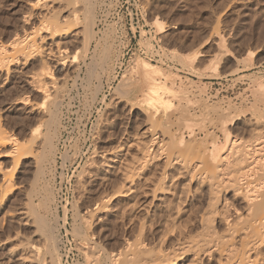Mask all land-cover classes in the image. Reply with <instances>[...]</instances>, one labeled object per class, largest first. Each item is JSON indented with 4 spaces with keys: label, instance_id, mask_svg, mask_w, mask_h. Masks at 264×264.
<instances>
[{
    "label": "rangeland",
    "instance_id": "1",
    "mask_svg": "<svg viewBox=\"0 0 264 264\" xmlns=\"http://www.w3.org/2000/svg\"><path fill=\"white\" fill-rule=\"evenodd\" d=\"M29 1L31 0H0V44L5 43L3 45H6L5 50L0 48L3 49L0 51V57L5 59V63L9 62L5 65L3 61L2 64L5 67L0 70V126L10 133L16 134L25 143L33 139L32 130L35 126H40L42 132H47L48 129L55 130V132L53 131V138L55 139L52 138L54 140L52 141L56 146L55 149L58 150H54L53 154L49 150L45 152L46 156L42 163L44 170L41 171L42 177L40 176V182L32 183V185L31 181H33L36 171V163H34L33 157L20 158L19 160H14L15 158L9 156L0 157V191L2 193H0V198H4L0 205V264H114L115 261L111 259V254L123 249L126 240L133 241L140 237L142 243L145 242L147 247H153L157 235L163 230H161L163 228L161 222L171 211L158 201L157 207L155 206L153 209L157 212L153 211L150 218L142 211L144 209L137 207L134 210L130 207L135 200L146 203L147 196L144 195L143 188L145 191L150 190L152 185H150L151 183L143 184V181L140 180H144L143 178L147 176H151V178L153 176L155 182L157 177L156 163L148 165L141 173L143 175L137 180L138 183L136 184L140 185L141 191L131 193V195L121 194L122 192L119 191L122 189L126 193L127 187L125 185L128 186V184L124 182L121 175L125 171L127 162H130L127 160L132 161V157L135 155V146L132 145H135V135L137 136L143 123L142 111L136 104L133 105L136 101L132 100L133 94L128 90L122 92L118 89L119 81L123 75L130 74L136 58L146 59L153 64L160 65L168 74L173 72L172 77L168 80V85L169 87L174 85L179 89L178 100L181 98L183 102L185 99L187 100L186 97L190 99V110L185 111L186 114L188 113L186 115L188 120H174V118L173 129L187 131L185 122L191 123L196 129L202 125H207L209 117L206 118L208 113L205 111L208 110L206 107L204 108L205 105H199L198 102L200 101L198 100L205 99L208 103L222 100L225 101L224 105L222 104L224 107L230 104L231 109H237L236 111L231 110L232 112L235 111L231 114L234 117L230 125L232 135L234 134L233 136L238 140L240 138L241 143L245 141V144L242 143L244 145L254 144L253 139H256L255 136L257 135L252 133V128L248 123L246 125V121L254 115L264 122V0H49L46 2L47 4L44 3L45 5H43L49 6L51 9L43 8V5L40 4V7L36 9L37 17L27 19L30 12ZM74 10L76 11L74 12ZM84 10L89 13L86 16L87 19L83 15ZM73 12L78 15L79 19L76 20L71 15ZM156 19L163 21V32L156 29L154 24ZM85 22L89 23L90 26L92 25L93 29L91 28V30L97 32L93 31L95 38L91 37L89 41H87V37L93 33L91 34L90 27ZM44 23H51L52 26L62 29L60 35L56 37V42L48 38V33L42 27L45 25ZM32 26H36L38 31H41L37 39L38 46L35 48L36 50L34 49L35 53L28 56L25 53L23 55L21 51L19 53L15 51V55L12 56L14 53L12 54L11 51L14 52V49L6 43L8 40L10 42L14 35H20L22 40L25 39ZM39 27L43 29L40 30ZM66 27L67 30H65ZM85 27L86 29L89 27L90 33L88 34H91L90 36L85 33L86 31L84 32ZM76 30L79 32L78 40L76 36H73V32ZM88 30L87 32H89ZM43 37L46 38V42L45 40L41 41ZM93 38L94 40H91ZM145 40H148L147 43L144 42ZM86 42H90V44L87 43L86 45ZM97 42H100L99 45ZM39 46L40 48H38ZM220 48L223 50L221 51ZM102 49L105 51L112 49L113 57L110 66H107V59L103 57L105 51ZM48 50H50L49 52L52 50V55L46 52ZM173 51L177 54L182 53V56L192 55L196 51L200 53L191 65L187 62L183 63L178 57L176 58ZM6 52L10 55H5ZM253 52L254 54H252ZM47 54L50 55V58ZM3 55L4 57H2ZM54 56L66 60V69H64L65 67L63 69L58 67ZM79 56L85 58L81 59ZM11 57L14 60L10 61ZM100 63L103 64V67L100 66ZM43 67H48L56 76H60L55 89L57 93L59 92L58 95L55 94V102L53 98L42 99L43 95L33 89L26 81L27 78H30L31 72L40 73ZM93 68L96 69L93 70ZM124 69H128L129 74ZM55 90H53L52 95L56 93ZM168 91L169 89H166V92ZM200 96L203 98L200 99ZM57 104L58 107H55ZM203 112L205 113L204 116ZM208 112L210 113L208 116H211L212 111ZM55 115L57 116L54 124L56 129L49 126L46 121L53 116L56 117ZM192 117H195L194 120L191 119ZM130 142L133 144H129ZM8 148L10 145H6V148L0 147L2 150ZM34 149L36 152L37 148ZM37 150L36 153L39 152L41 155L42 147L38 146ZM112 152L117 153L114 166L106 161ZM49 156L55 159L54 165ZM17 162L18 164H16ZM101 162L102 164H100ZM104 162L106 166H103ZM117 166H119V170ZM7 167H13L11 174L14 187L12 189L3 188V186L6 187L3 185V172ZM43 171L45 175H43ZM61 176L63 177L61 178ZM37 184H40L39 187ZM42 187L45 189L43 188L41 191ZM40 195H47L46 198L44 196L45 200H48L46 201L47 205L45 204L41 209L46 215L48 225L53 224V226H48V236L39 231L33 216L31 217L32 220H27L25 218L27 214L25 215L21 211L24 209L28 211L27 207L32 210L34 203H39ZM164 195L169 203L172 199L171 194L166 193ZM107 196L108 198L111 196L110 202L113 205L111 208H115L111 209V212L95 214L90 219L86 218L85 220L84 218L81 231H84V235L87 232V238L82 234L79 235L75 232V235L72 233L73 223L75 219H78V214H85L88 207L95 206L96 202ZM182 198V202L180 201V207H183L181 208V210L183 209L181 222L189 217V219L195 218L194 216L199 210L201 211L205 202V197L201 192L186 198L182 196ZM25 203H28L27 207H25ZM118 208L121 209L118 210ZM32 211L28 212L31 213ZM10 212H12V216L9 214ZM191 212L195 213L191 214ZM142 217L149 218L144 221L147 228L144 226L143 232L138 233L140 230L138 220L144 219ZM45 242H49L48 246ZM50 244L53 246L51 247ZM45 245L51 251L45 250ZM37 246L40 247L38 257L34 253H30L34 247L39 248ZM93 249L97 251L95 252ZM50 252L55 257L50 258L52 257ZM30 254L37 258H33L34 260L31 258L30 261ZM91 254L93 256L98 255V257H93ZM23 256L26 258L25 260H23ZM207 261L204 260L202 264H214L213 261Z\"/></svg>",
    "mask_w": 264,
    "mask_h": 264
},
{
    "label": "bare ground",
    "instance_id": "2",
    "mask_svg": "<svg viewBox=\"0 0 264 264\" xmlns=\"http://www.w3.org/2000/svg\"><path fill=\"white\" fill-rule=\"evenodd\" d=\"M48 1L49 0H31V1H29L30 2L29 3L30 12L28 14L27 19L28 18L33 19L34 17H37L36 14L38 12H36V9L38 7H40V4L43 5L44 3L48 2ZM52 1H54V0H52ZM100 4H101V2H100ZM44 5H43V8L46 7ZM46 8H50V7L48 6ZM45 11H44V13H45ZM75 11L76 10H74V12ZM74 12L71 13V15L74 16L76 20L79 19L78 15L74 14ZM77 12H79V11H77ZM44 13H43V15H44ZM49 13L52 14L51 12H49ZM87 13L88 12L84 10L83 15L85 16L86 19H87V17H86ZM48 18H49V16H48ZM85 23L87 26L89 25V27H90V28L87 27V29L85 27V30H84V32L86 31L85 33L88 34V33H90L91 28L93 29V27H91L92 25L90 26L89 23H87V22H85ZM44 24L45 25H43L42 27H44L45 32L48 33V35L47 34L46 35L48 36L49 39L56 42V37H58L60 35V33H61L60 30H62V29H60V28L58 29L56 26H52L51 23H48V24L44 23ZM154 24L157 27L156 29L159 30V32H163V29H164L163 21L156 19L154 21ZM33 25H35V24H33ZM88 28L90 30H88ZM42 29L40 28V30H42ZM65 30H67V27L65 28ZM87 30L89 32H87ZM27 31H26V33H27ZM64 31H62V32H64ZM93 31L94 30H91V34L93 33ZM40 32L38 31V28H36V26L35 27L32 26L30 28L29 32L27 33V35L26 36L24 35L26 38L23 40H22V38H20V35L19 36L14 35V33H13L12 36L13 35L14 36L12 37V39L10 38L11 39L10 42L8 40V43H6L7 45L10 44L11 47L14 49V52L9 50L12 52V54L14 53L12 56L15 55V51H16V53H19L21 51V53H23V55L25 53L28 56L31 54H34L35 50H36L35 48H37V46H38L37 45V41H38L37 39H38V36L41 34ZM65 32H67V31H65ZM65 32H64V34H66ZM73 33H74L73 36L74 37L76 36V39H77V35L79 34V32L76 30V32H73ZM95 33H97V32H95ZM91 34H88V36H90ZM92 35L90 37H87V41H89V38L94 37L95 34L93 33ZM43 38L41 39V41L45 40V42H46V38H44V39ZM94 38L91 40H94ZM147 41L145 40L144 42L147 43ZM222 41H223V39L221 40V42ZM90 42L89 43L86 42L85 44L86 45H87V43L90 44ZM103 42H105V41H103ZM149 42H148V44H149ZM57 43H58V40H57ZM59 43H60V40H59ZM99 43L97 42V45H99ZM3 44H5V43H3ZM3 44L2 45L0 44L1 45L0 48H3L5 50L6 45L4 46ZM149 45H151V44H149ZM40 46L38 48H40ZM83 47L85 48L84 44H83ZM3 49L2 50L0 49V51H3ZM50 49H52V48H50ZM87 49H88V47H87ZM222 50L223 49H221V51ZM40 51H42V50H40ZM49 51L50 50H48L46 52L48 53ZM93 51L95 52L96 50H93ZM93 51H92V54H93ZM103 51H105V50H103ZM50 53L52 55V50H51V52H49V54ZM104 53L103 54L105 56H103V57H104V59H105V57L107 59V64H108L107 66H110L111 61H112V57H113L112 49L107 50ZM199 53H200L199 51H196L192 55L182 56L181 55L182 53L177 54L176 52L173 51V54L176 58L178 57L181 61H183V63L187 62L191 65L197 59V57L199 56ZM249 53H250V51H249ZM4 54L7 55L8 52H6ZM43 54H45V53H43ZM49 54H47V56ZM252 54H254V52ZM8 55H10V53ZM53 55H55V54H53ZM83 56H82V58H85ZM2 57H4V55ZM51 57H53V56H51ZM49 58H50V55H49ZM115 58H118V57H115ZM12 59L13 58L11 57L10 61H12ZM54 59L56 60L57 64L59 65L58 67L60 69H63L65 67L66 60L60 58L59 56L58 57L54 56ZM4 60H3V58L0 59V70L4 65V64H2V62ZM83 62L85 63V61H83ZM3 63H5V61ZM8 63H5V65ZM101 63H103V62L101 61ZM101 63H100V66L103 65V64L101 65ZM102 67H100V68H102ZM110 68H112V67H110ZM214 68L217 69L216 66H214ZM64 69H66V67ZM74 69H75V67H74ZM94 69H96V68H93V70ZM78 70L80 71V69H78ZM127 70H125V71H127ZM63 71H65V70H63ZM125 71H123V72L125 73ZM31 73L29 74L30 78H27L28 80H26L27 83L29 85H31L33 87V89H35L36 91H38L39 93H41L43 95L42 99L47 100V99L53 98V100L55 102L56 101L55 100L56 99L55 94L58 95V93H59V92L57 93V91L55 89L57 88V85L59 83L58 77H60V76H56L55 73L52 70H50L48 67H46V68L43 67L40 73H37V72L36 73L31 72ZM66 73H68V72H66ZM127 73H128V71H127ZM172 75H173V72H170L168 74L166 72V70L160 65L153 64L152 62H150L149 60H146V59L136 58L134 61V66H133L130 74L129 75H126V74L123 75L122 79L120 78L121 80L119 81V85L117 86L118 89H120L122 92L124 90L125 91L128 90L131 94H133L134 97L132 98V100H136L135 102L133 101L134 102L133 105L136 104L137 107L142 111V114H143V116H142L143 117L142 127L140 126L141 129L137 133V136L134 134L135 138L132 137V138H134V144L135 145H132V146H135V153H134L135 155H133L132 161L129 159L127 160L130 162H127L128 164H126L125 168L123 167L125 171L123 170L124 172L121 175V178L123 177L124 182H126L128 184V186L125 185V187H127V190L125 193V191L119 187L121 189L119 191L122 192L121 194H130V195H131V193H137V191L138 192L141 191L140 189H142V188L139 187L140 185L136 184V183H138L137 180L140 179V177L143 175V174L141 175V173L143 172V170L146 167H148V165L150 166L151 164L156 163L157 174L156 173L155 174L157 175V177H156L157 181L156 180H155V182L153 181L155 179V178H153V176H152V178H151V176L150 177L147 176L144 178L142 177L144 180H140V181H143V184L144 183H146V184L151 183L150 185H152L150 190L145 191L144 188H143L144 191L142 190L145 193V194L144 193L143 194L145 196H147L146 203L144 204V203L138 202V200H135V201L133 200L134 202L131 204L130 207L134 210L137 207H138V209L139 208L144 209L142 211L146 213L147 217L151 218L150 215L153 211L154 212L156 211L153 209H155V206L157 205L156 203L159 201L163 204V206L166 207L167 210L170 209L172 211V213L170 211L169 215H166V217L167 216L168 217L167 218L165 217V219H163L162 222L160 221L161 225L163 227V228H161V230L162 229L163 230L162 231L160 230L161 231L160 234L158 233L159 235H157L158 237L155 239L156 241H155L154 245L152 244L153 247L152 246L147 247V245L144 244L145 242L142 243V241L140 240V237L139 238L137 237L136 239L134 238L135 240H133V241H130V240L127 241L126 240V243L123 242V243H125L124 248L121 249L117 253L111 254L112 255L111 259H114L116 264H117V262H118V264H202L204 262V260H205V262L207 260L213 261L214 264H264V122H262V120L259 119L258 117H254V115H252V117H250L248 120L246 119L247 120L246 125L248 123L250 125V127L252 128L251 129L252 133H256L257 136L252 134L253 136L256 137V139L255 138L253 139V142L255 141L254 144L244 145L245 141L242 142V143H244V144H242L240 141L241 140L240 138L238 140V138L233 136L234 134L232 135V129L230 128V125L232 124L233 119H234L233 115H231V114L235 113V111L237 109L236 110L231 109L232 106L230 104L227 105L226 107H224L223 103L225 101L223 102L222 100H220V101L218 100V102L215 101V103H208V101H205V99H204V100H198L201 102V103L198 102V104L199 105L203 104V105H205L204 108L206 107L208 111H210V112L212 111L211 116H208V114L210 115V113L208 111H205L208 113L206 118L209 117V120H208L209 123L207 125L206 124L202 125L199 127V129H196L195 127H193V125L191 123L189 124V123L185 122V126L188 128V130L186 129L187 131H183V130L178 131V129H176V128H175L176 130L173 129V123L175 122V121H173L174 118H175L174 120H176V119L177 120H183V121L188 120V118L186 116L188 113L186 114V112H187V110H190V99L188 97H186L187 100L186 99L184 100V98H183V100L186 101L185 103H183L184 101L183 102L181 101L182 100L181 98L178 100L177 93L179 92V89L176 88L174 85H170V87L168 85V80L172 77ZM89 77H90V75H89ZM96 78H97V76H96ZM116 85H115V87H116ZM59 89H60V87H59ZM166 89H169V91L166 92ZM53 90H55L56 93H54L52 95ZM180 90H183V88H180ZM120 93H118V95H120ZM122 97H123V95H122ZM130 97H131V95H130ZM176 97H177V99H176ZM200 97H199L200 99L203 98L202 96H200ZM199 98H197V99H199ZM120 99L122 100L121 97H120ZM54 102H53V104H54ZM230 102H231V100H230ZM58 104H57V106H55V105L54 106L58 107ZM203 105H201V106H203ZM47 109H49V108H47ZM197 109H198V107H197ZM202 110H203V108H202ZM231 110L232 111L235 110V111L232 112ZM56 111H55V114H56ZM47 112H49V111H47ZM50 112H51V110H50ZM177 112L179 113L178 115L176 114ZM258 114H260V113H258ZM48 115L49 114L47 113V116ZM52 115H54V113H52ZM192 115H193V113H192ZM204 115H205V113L203 112V116ZM43 117H44V115H43ZM56 118H57V116L56 117L53 116L50 119L46 118V119H48L46 121L49 124V126H51V127L53 126L54 129H56L54 126ZM194 118L195 117H192L191 119L194 120ZM41 119H43V118H41ZM98 119H100V118H98ZM196 119H198V118H196ZM101 121H102V119H101ZM98 123H99V121H98ZM179 123H180V121H179ZM38 125H40V124H38ZM177 125H178V123H177ZM62 129H63V127H62ZM253 129H255V130H253ZM57 130H58V128H57ZM53 131L55 132V130H53ZM53 131L48 129L47 132H44V131L42 132V128L40 126H35V128L32 130L33 139L30 140L28 143H25L24 141L20 140L16 134H14L12 132L10 133V131H7L6 129H4L0 126V147L6 148V145H10V148H8L6 150L0 149V157L9 156V157H13V159L15 158L14 160H16V159L19 160L20 158L33 157L35 159L34 163H36V166H35L36 171L34 173L33 181H31V185H32V183L40 182L39 181L40 176L42 177L41 171L44 170L42 163H43V158L46 156L45 152L47 150H49L53 154L54 150H58V149H55L56 146L53 143V141H54L53 139H55V138H53V134H54ZM55 135L57 136L56 133H55ZM97 139H98V137H97ZM129 144H133V142H130ZM38 146L42 147V151L40 150L42 152L41 155L39 152L36 153L38 151L37 150ZM35 147L37 148L36 152L34 149ZM127 148H128V146H127ZM118 150H119V148H118ZM125 151H127V150H125ZM47 153H49V152H47ZM107 154H109V153H107ZM49 155H50V153H49ZM63 156H65V155H63ZM67 156H69V155H67ZM50 158H52V157H50ZM34 159H32V160H34ZM52 159H50V160L52 161V163L54 165V163H56V162H55V159H53V160ZM94 160H95V158H94ZM116 160H117V153L112 152V153H110V157H108L106 161H107V163L109 162L108 164H110L112 166ZM48 161H46V162H48ZM120 161H119V163H120ZM18 162L16 164H18ZM105 162L103 163V166H106V165H104ZM31 164H33V163H31ZM49 164H50V162H49ZM100 164H102V162ZM120 165L122 166V164H120ZM44 166H45V164H44ZM119 166H117V168ZM63 167H65V166H63ZM12 168L13 167H9V168L7 167L5 169V172H3L4 173L3 185L6 186V187L3 186V188L9 187L12 189L14 187V185L12 184L13 183L12 182V174H11ZM119 169L120 168H118V170ZM121 172H122V168H121ZM153 172H154V170H153ZM61 173H63V172H61ZM155 174H153V175H155ZM43 175H45L44 171H43ZM149 175H151V174H149ZM97 176H99V175L97 174ZM62 177L63 176H61V178ZM37 185L39 187L40 184H37ZM123 186H121V187L123 188ZM43 188L44 187H42L40 190L42 191ZM8 190H10V189H8ZM5 191H6V189H5ZM120 192H118V193H120ZM200 192L205 197V202L203 204L201 211L199 210V212L194 216L195 218L189 219L190 218L189 217L187 219L185 217L186 220L185 221L183 220L181 222L180 220H181V214H182V210H183V209L181 210V208H183V207H180L181 206L180 203L182 202L181 200L184 198V197L182 198V196H185V198H186L189 195L191 196V195H194V194H197ZM0 193H1V191H0ZM35 193H36V191H35ZM166 193L171 194L170 197H172V199H170L171 201H169V203H168L167 199L164 197L165 196L164 194H166ZM48 194H50V193H48ZM114 195H116V194H114ZM41 196H43V197H41ZM44 196L45 195H40V200H39L38 204L34 203V205H33L31 203L33 205V208H32L33 211L27 207L28 203H25L26 204L25 207H27L28 211H32L31 213L28 211H25V209L24 210L19 209V210H21L22 213H24L25 215L27 214L26 217L24 215V217L27 220L31 219V217L33 216L32 218H34V220L37 222L39 231L43 235L48 236V234H49L48 226H50L51 223H50V225H48L47 220H46V215L43 213V211L41 209V208H43V206H45L46 201H48V200H45L47 195L45 196V198H44ZM2 197H4V196L2 195ZM0 199H1L0 200V205H1L2 201H3L2 199H4V198H0ZM110 200H111V196H109V198H108V196L103 197L99 202H96L95 206L93 205V207L92 206L88 207V208L86 207L87 210H86L85 214H87V216H85L84 213H79L78 214L79 216L77 215L78 219H75V221L73 223L72 233L76 232L79 235L82 234L84 237L87 238V235H86L87 232L84 235L83 234L84 231L83 232L81 231V228L84 225V218L86 220V218L90 219V218H92L93 215H95V214L97 215L98 213L100 214L101 212H105V213H107L108 211L111 212V209H114L115 207L111 208L113 205L111 204ZM184 201H186V200L184 199ZM182 204H184V203H182ZM23 205L24 204H22V206ZM29 206H31V205H29ZM127 207H128V205H127ZM120 209L118 208V210H120ZM195 209H197V208H195ZM198 209H200V208H198ZM11 213L12 212H10L9 214L12 216ZM192 213H195V212H191V214ZM76 214H77V212H76ZM122 214H124V213H122ZM143 216H145V215L143 214ZM105 217H106V215H105ZM142 218H144V219L138 220V222H139L138 228L140 229V230H138L139 231L138 233L143 232L142 230L144 229V226L146 227L144 221L146 219H149V218H145V217H142ZM88 223H90V222H88ZM51 226H53V224ZM54 228H56V227H54ZM54 228H53V230H54ZM84 228H85V226H84ZM35 229H36V227H35ZM50 229H51V227H50ZM82 230H84V229H82ZM88 230H86V231H88ZM76 233H75V235H76ZM47 240H49V239H47ZM45 243L48 246L49 242H45ZM47 246L45 245V247H46L45 250L48 251L49 249ZM52 246L53 245H51V247ZM88 246H89V244H88ZM37 247H39V246H37ZM80 248H81V246H80ZM85 248L87 249V247H85ZM88 249H89V247H88ZM31 250H33V252H31ZM31 250H30V253H34V255H37V257H38V255L40 253V247L39 248L34 247ZM93 250L95 252L97 251L95 249H93ZM49 251H51V250H49ZM52 252L54 253V250ZM90 252H91V250H90ZM90 252L88 251V253H90ZM50 254H51V252H50ZM34 255H31V257H29L30 261H31V258L32 259L37 258V257H32ZM19 256H21V255H19ZM27 256H29V255H27ZM91 256H93V254H91ZM94 256L98 257V255H94ZM53 257H55V255H52V257H50V258H53ZM25 259L26 258L24 257L23 260H25ZM27 260H28V258H27ZM209 261H207V262H209ZM20 262L22 263V261H20ZM52 263H53V261H52ZM105 264H109V263H105Z\"/></svg>",
    "mask_w": 264,
    "mask_h": 264
}]
</instances>
